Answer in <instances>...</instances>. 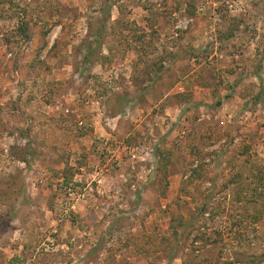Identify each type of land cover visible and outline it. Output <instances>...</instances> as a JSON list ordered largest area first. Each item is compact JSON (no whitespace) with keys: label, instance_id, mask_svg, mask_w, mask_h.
I'll return each instance as SVG.
<instances>
[{"label":"rangeland","instance_id":"374dc122","mask_svg":"<svg viewBox=\"0 0 264 264\" xmlns=\"http://www.w3.org/2000/svg\"><path fill=\"white\" fill-rule=\"evenodd\" d=\"M0 264H264V0H0Z\"/></svg>","mask_w":264,"mask_h":264},{"label":"trees","instance_id":"16d2710c","mask_svg":"<svg viewBox=\"0 0 264 264\" xmlns=\"http://www.w3.org/2000/svg\"><path fill=\"white\" fill-rule=\"evenodd\" d=\"M19 20H22V18ZM15 33L17 34V38L19 37V38H24L27 41L29 40V34L27 31V24L24 21L19 22L18 27L14 30L13 34H15ZM10 34L11 33L3 36V38H2L4 45L6 46L5 53H6V55H9V56L11 55V52L14 49L13 47H15L17 45V41H14V40L12 41V39L10 38L12 36ZM218 105H219V103H218Z\"/></svg>","mask_w":264,"mask_h":264}]
</instances>
